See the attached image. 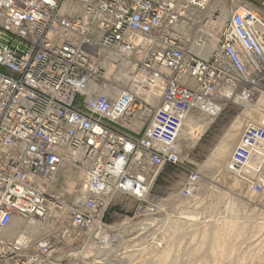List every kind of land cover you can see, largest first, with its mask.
Wrapping results in <instances>:
<instances>
[{"label": "built area", "instance_id": "built-area-1", "mask_svg": "<svg viewBox=\"0 0 264 264\" xmlns=\"http://www.w3.org/2000/svg\"><path fill=\"white\" fill-rule=\"evenodd\" d=\"M211 2L0 0V264L61 263L51 239L32 242L28 226L63 209V165L89 177L68 208L73 229L102 230L100 215L122 197L153 217L152 191L182 164L175 146L191 115L264 95V19L238 6L210 48L211 36L190 30L216 26V15H198ZM230 170L264 194V129L243 130ZM26 248L38 260L22 256Z\"/></svg>", "mask_w": 264, "mask_h": 264}, {"label": "rangeland", "instance_id": "rangeland-1", "mask_svg": "<svg viewBox=\"0 0 264 264\" xmlns=\"http://www.w3.org/2000/svg\"><path fill=\"white\" fill-rule=\"evenodd\" d=\"M241 5L255 9L264 19V0H212L199 17L216 15V27L222 26L192 25V36L203 32L217 40L230 13ZM237 103L201 108L187 120L175 146L182 164L166 168L152 191L156 215L137 216L134 202L122 197L100 215L102 230L95 222L80 232L70 225L68 208L75 205L83 182L70 194L61 177L55 192L62 197L64 209H57V217H47V231L28 232L32 242L50 238L60 264H264V194H253L246 184L237 187L235 179L240 180L230 170L243 130L248 126L264 129V104ZM205 123L193 143L191 133ZM192 172L199 178L194 185L189 182ZM22 232L14 225L8 235L18 240ZM22 256L38 260L33 248L24 249ZM53 263L45 259L42 264Z\"/></svg>", "mask_w": 264, "mask_h": 264}, {"label": "bare ground", "instance_id": "bare-ground-1", "mask_svg": "<svg viewBox=\"0 0 264 264\" xmlns=\"http://www.w3.org/2000/svg\"><path fill=\"white\" fill-rule=\"evenodd\" d=\"M223 14V13H222ZM198 15H200V14H198ZM189 16V15H188ZM224 18H225V16H224ZM224 18H223V22H224ZM220 19H222V18H220ZM219 19V20H220ZM227 19V18H226ZM225 19V20H226ZM221 22V21H220ZM223 24V23H222ZM222 24L220 23H218V25H217V27L215 26V28H220L221 26H222ZM220 30V29H219ZM216 31V30H215ZM206 36H210V35H208V33L207 34H205ZM217 35V34H216ZM213 38V37H212ZM215 38V37H214ZM213 38V39H214ZM217 38V37H216ZM218 39V38H217ZM216 40V39H215ZM215 45V42H214V40H210V43H209V47L211 48V47H213ZM120 81L122 82V83H125V79L122 77V78H120ZM247 104H250V103H247ZM251 104H254L256 107H260V106H263V104H264V95H260L258 98H257V100L255 101V102H253V103H251ZM204 108V107H203ZM201 108H199L198 110H200ZM188 122V121H187ZM187 122H185V124H183L182 125V127H181V130H182V128H185V126H186V124H187ZM208 125V123H205V124H203V126H199V128L196 130V131H194V132H192L191 133V135H193V138L191 139L192 140V142L193 143H196V141H198L199 140V137L202 135V132H203V128L204 127H206ZM194 126V125H193ZM260 128V127H259ZM71 166L72 165H63L62 166V168L60 169V171L57 173V175H56V177H55V184L57 183V185L59 184V180H60V178L61 177H63L64 179H65V185H66V189L65 190H67V192L68 193H70V194H72L75 190H76V186H78V184H80V183H82L83 182V186H81L80 187V192H82L83 191V189H85V185L86 184H88V173H87V170H85V169H82V170H80V171H72L71 169ZM84 181H86V183H84ZM235 181L237 182V184H236V186L237 187H240V186H244L245 184L243 183V182H241V181H238V180H236L235 179ZM85 184V185H84ZM65 188V187H64ZM76 192V191H75ZM63 194V193H62ZM67 195V194H66ZM108 196H109V194H108ZM78 199V198H77ZM81 199V200H80ZM83 200V195L81 196V197H79V199H78V201L76 200L75 202H74V204H76V202H79V201H82ZM57 209L58 208H52L51 209V211L49 212V214L52 216V217H57ZM63 209H64V207H63ZM61 210V209H60ZM183 213V212H182ZM185 213V212H184ZM188 213V212H187ZM185 217V216H184ZM189 218V217H188ZM189 220V219H188ZM49 220H46V222H44L43 224H41V223H38V224H36V225H29L28 226V228H31L32 229V231H33V229L35 230H41V229H43V230H45V231H47L48 229H47V225L46 226H44L45 224H47V222H48ZM187 221V220H186ZM190 221V220H189ZM146 226V225H145ZM144 232V231H143ZM145 233H147V232H145ZM12 234V233H11ZM21 234V233H20ZM219 236H217V238H218ZM224 238V237H223ZM121 240V239H120ZM222 246V245H221ZM141 247V246H140ZM119 250V249H118ZM141 250V249H140ZM137 251V250H136ZM113 252V251H112ZM125 253H127V252H125ZM143 253V252H142ZM119 257V256H118ZM137 257H138V255H137ZM129 258V257H128ZM120 262V261H119ZM124 262V261H123ZM122 262V263H123ZM6 264H8V262H5Z\"/></svg>", "mask_w": 264, "mask_h": 264}]
</instances>
